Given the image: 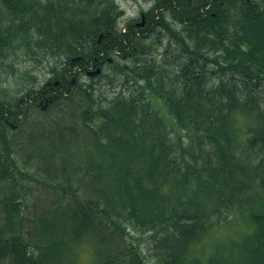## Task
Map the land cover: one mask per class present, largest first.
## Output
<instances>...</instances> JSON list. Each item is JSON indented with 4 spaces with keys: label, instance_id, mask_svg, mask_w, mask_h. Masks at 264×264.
<instances>
[{
    "label": "trees",
    "instance_id": "trees-1",
    "mask_svg": "<svg viewBox=\"0 0 264 264\" xmlns=\"http://www.w3.org/2000/svg\"><path fill=\"white\" fill-rule=\"evenodd\" d=\"M118 17L114 0H0V58L56 63L0 86V264H75L82 245L90 264H150L138 240L152 264H264V0H153L125 32ZM70 101L76 128L31 132V108ZM34 181L55 206L30 238Z\"/></svg>",
    "mask_w": 264,
    "mask_h": 264
},
{
    "label": "rangeland",
    "instance_id": "rangeland-1",
    "mask_svg": "<svg viewBox=\"0 0 264 264\" xmlns=\"http://www.w3.org/2000/svg\"><path fill=\"white\" fill-rule=\"evenodd\" d=\"M117 4V9H119V17L117 19V24L122 28L121 30H124L125 24L131 20L136 21L140 17V12L143 10L149 9L151 2L153 4V0H114ZM166 43V39L164 38L162 44H159L156 46L155 50H152V52L147 55V58L160 60L163 59L164 55H162V51L164 49ZM13 59V60H12ZM12 59H1L0 58V86L2 88H7L8 92L15 93L16 89L19 88L21 83L30 84V81H27V77L29 75H26L25 79L22 81L19 78V74L21 76L23 71L30 70L29 74H32L35 77V81L33 84H43L47 78H49V75L51 74V66H53L55 62V59L48 58L44 59L42 62L37 63L36 60H34L30 56H24L23 54H18L16 57H13ZM62 59H57V64L60 67V64L62 63ZM107 67V66H105ZM108 68H106L105 71H108ZM80 80L83 81V83H91L90 79L86 75H81ZM99 83V82H98ZM95 83V84H98ZM103 83V81H102ZM111 88L109 85H105L103 90L109 91ZM8 96H12L11 94H8ZM62 107L59 108L58 106L51 109L49 112H39L38 110L31 108L29 110V115L27 119V126L31 130V132H36L41 126L45 125V122H52L54 123V120L63 119L65 123H73V124H80V108L77 106V104L73 101L64 103L62 102ZM58 115L55 114L58 111H61ZM164 111V110H163ZM166 114L167 118L168 115ZM52 116V118H50ZM170 120V118H169ZM72 121V122H71ZM170 122V121H169ZM77 124L75 125V128L77 127ZM170 124L173 126V129L177 131L176 127L173 125L172 122ZM47 125V124H46ZM29 152V151H28ZM29 189L26 193V203L24 204V221L25 226L28 228V236L30 238L33 237V227L35 220L38 216H46L48 215L47 212L51 208H54V194L51 192L45 190V188L41 185H39L38 182H29L28 183ZM236 225L233 228L227 229L222 228L224 231L223 236L227 235L230 232H233L236 227ZM139 234H137L138 236ZM216 235V232L212 234L209 238H206L202 243V250L209 251L210 245L213 241H215L214 236ZM140 243L139 246H141L143 254L147 256V259L149 260L150 264L154 261V259L151 256L150 251L148 250L147 246L148 244L138 240L136 242ZM81 251L79 252V258L76 261L75 264H90L91 261V251L90 248L85 247L82 245Z\"/></svg>",
    "mask_w": 264,
    "mask_h": 264
},
{
    "label": "water",
    "instance_id": "water-1",
    "mask_svg": "<svg viewBox=\"0 0 264 264\" xmlns=\"http://www.w3.org/2000/svg\"><path fill=\"white\" fill-rule=\"evenodd\" d=\"M100 72V69L98 68L96 71L92 72L91 75H95Z\"/></svg>",
    "mask_w": 264,
    "mask_h": 264
}]
</instances>
